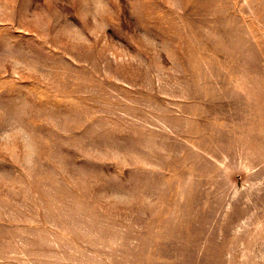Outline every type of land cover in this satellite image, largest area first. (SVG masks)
Returning a JSON list of instances; mask_svg holds the SVG:
<instances>
[{
    "label": "rangeland",
    "instance_id": "1",
    "mask_svg": "<svg viewBox=\"0 0 264 264\" xmlns=\"http://www.w3.org/2000/svg\"><path fill=\"white\" fill-rule=\"evenodd\" d=\"M0 264H264V0H0Z\"/></svg>",
    "mask_w": 264,
    "mask_h": 264
}]
</instances>
